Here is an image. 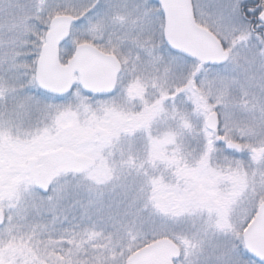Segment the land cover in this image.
Returning a JSON list of instances; mask_svg holds the SVG:
<instances>
[{"label": "snow or ice", "instance_id": "1", "mask_svg": "<svg viewBox=\"0 0 264 264\" xmlns=\"http://www.w3.org/2000/svg\"><path fill=\"white\" fill-rule=\"evenodd\" d=\"M161 244L264 264V0H0V264Z\"/></svg>", "mask_w": 264, "mask_h": 264}, {"label": "water", "instance_id": "2", "mask_svg": "<svg viewBox=\"0 0 264 264\" xmlns=\"http://www.w3.org/2000/svg\"><path fill=\"white\" fill-rule=\"evenodd\" d=\"M50 63L53 65V71L51 74L54 77L62 75L61 69L63 68V66H58V67L56 66L54 47H53V50H52L51 55H50ZM69 63H71V61H69ZM94 74L101 75L102 73L100 70H96V72ZM166 251H167V249H166L165 245H163V244L158 245L156 253L153 255V259L156 260L158 262V264H162V261L166 257Z\"/></svg>", "mask_w": 264, "mask_h": 264}]
</instances>
